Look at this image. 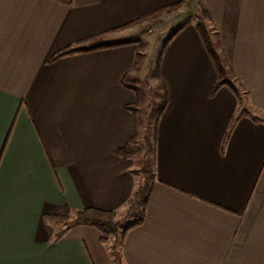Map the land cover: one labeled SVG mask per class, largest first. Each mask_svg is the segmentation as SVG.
I'll return each instance as SVG.
<instances>
[{
  "label": "crops",
  "instance_id": "1",
  "mask_svg": "<svg viewBox=\"0 0 264 264\" xmlns=\"http://www.w3.org/2000/svg\"><path fill=\"white\" fill-rule=\"evenodd\" d=\"M181 1L0 0V264H264V0H186L137 22ZM196 6L228 81L214 93ZM182 15L158 65L167 103L144 220L119 263L93 227L57 238L54 217L131 206L134 154L116 151L137 141L141 51L124 39Z\"/></svg>",
  "mask_w": 264,
  "mask_h": 264
},
{
  "label": "rangeland",
  "instance_id": "2",
  "mask_svg": "<svg viewBox=\"0 0 264 264\" xmlns=\"http://www.w3.org/2000/svg\"><path fill=\"white\" fill-rule=\"evenodd\" d=\"M193 10L194 11L190 13L189 16L192 17L196 14V17L199 20L198 24H200L199 28L209 34V37L211 38L210 35L213 30L207 22L208 13L205 9L197 6ZM189 16H172L162 18L160 22H146L145 24L140 25L137 33L124 39L127 41L139 42V45H141L139 48L141 56L136 67L139 87L136 88V93L139 100L132 106L137 115L136 145L138 146L137 152L132 157L134 161L133 173L137 178V189L141 191V195L137 199V203L133 202L131 206L122 209L118 213L117 219L122 221L121 227L125 226L134 216L133 213L131 214V209L136 210L135 206H140V202L147 195L154 169L155 137L153 138V124L155 123L158 114L157 105L159 104L161 94L163 93L161 78H158L157 73V62L160 61L159 56L162 55L171 35L191 22ZM217 55L222 64L220 55ZM141 100L144 101L141 102ZM61 223L67 225L68 221Z\"/></svg>",
  "mask_w": 264,
  "mask_h": 264
},
{
  "label": "trees",
  "instance_id": "3",
  "mask_svg": "<svg viewBox=\"0 0 264 264\" xmlns=\"http://www.w3.org/2000/svg\"><path fill=\"white\" fill-rule=\"evenodd\" d=\"M186 0H182L181 2L171 5L168 7H165L163 9H159L153 13H150L143 17L142 19H139L137 22H143L145 20H153L157 19L160 17L163 13H172L177 11L182 3ZM200 24H197V30L204 42V45L207 49V52L209 53L213 65L215 67L216 73H217V81L212 87V93L223 84H227V80H225V69L223 68L222 64L219 61L217 52L214 50L210 40H209V34L204 32L202 29L199 28ZM177 32V31H176ZM174 32L171 37L176 33ZM170 37V38H171ZM141 45H139L140 48ZM98 47H91V48H82V49H73L69 50L66 52H63L55 57L52 58V60L58 58L59 56L63 54H68L76 51L80 52H85V51H90L94 50ZM141 54L137 53L136 55V60L135 63L138 62V59L140 58ZM161 57V56H159ZM158 65L159 62H157V73H158ZM163 93L161 94V98L159 100V104L157 105L158 107V114L155 119V123L153 124V138L155 137L156 133V123L158 120V117L161 115L163 109L166 106L167 103V94H166V88L163 85ZM133 117H135V124L137 121V115L133 111ZM138 150V146L136 145V134L133 135L132 142L125 145L121 149L117 150L116 153L117 155L121 156L122 158H128L135 154ZM153 178V173L151 176V179ZM141 195V191L138 189L135 190L132 198L129 200V203L132 204L133 202H138V198ZM149 198V190L147 191V195L142 199L140 202V209L134 214V216L128 221V223L125 226L121 227L122 221L120 219H117V215L114 211H102V210H97V209H92V208H87L83 209L80 211H77L72 217L70 216H57L54 217L56 220L61 221V222H66L68 221L67 225L65 228L60 231L56 237H60L65 230H67L70 226L72 225H83V226H90L95 228L99 233H100V240L101 242H107L108 240H111V252L113 254V257L115 260H117L120 263V247L122 245V241L124 239L125 234L127 233L128 230L132 229L135 226L140 225L143 220H144V214H145V209L146 205L148 202Z\"/></svg>",
  "mask_w": 264,
  "mask_h": 264
}]
</instances>
